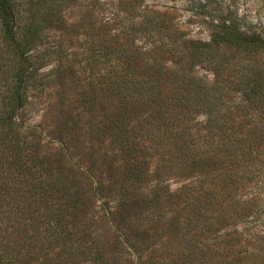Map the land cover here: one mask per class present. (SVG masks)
I'll list each match as a JSON object with an SVG mask.
<instances>
[{
    "label": "rangeland",
    "instance_id": "374dc122",
    "mask_svg": "<svg viewBox=\"0 0 264 264\" xmlns=\"http://www.w3.org/2000/svg\"><path fill=\"white\" fill-rule=\"evenodd\" d=\"M16 1L27 71L15 88L0 51V104L18 90L23 159L85 205L80 264H264V45L210 37L264 39V0Z\"/></svg>",
    "mask_w": 264,
    "mask_h": 264
},
{
    "label": "trees",
    "instance_id": "16d2710c",
    "mask_svg": "<svg viewBox=\"0 0 264 264\" xmlns=\"http://www.w3.org/2000/svg\"><path fill=\"white\" fill-rule=\"evenodd\" d=\"M0 24V51H17L14 68L2 74L7 80L11 78L16 88L27 71L26 61L19 52L25 49L21 44L23 24L16 0H0ZM211 26V43L217 47L228 45L243 50L248 46L264 45L261 34H249L236 28L230 17ZM223 58L222 55L213 57L209 64L221 67ZM162 69L166 70V66ZM18 96V90L14 89L0 104V264H80L81 255L94 256L91 248L82 246L80 231L74 230L81 214L74 213V208L85 205L77 203L73 195L64 194L66 175L58 178L52 175L49 181H36V172L23 159L25 143L21 144L22 133L16 120L17 110L23 103ZM235 143L230 138L227 150L231 152ZM185 155V165L203 166L204 169L225 168L227 166L222 164H229L232 162L229 158L233 157L204 153L201 155L205 157L197 156L199 154L192 149ZM62 188L65 189L61 195ZM68 199L70 201H66ZM82 214L85 217V213ZM93 258L96 261V257Z\"/></svg>",
    "mask_w": 264,
    "mask_h": 264
}]
</instances>
